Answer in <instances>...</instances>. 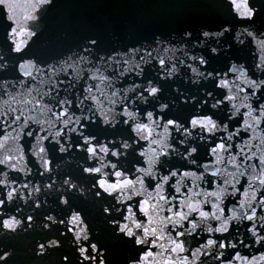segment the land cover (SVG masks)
<instances>
[{"label":"water","instance_id":"obj_1","mask_svg":"<svg viewBox=\"0 0 264 264\" xmlns=\"http://www.w3.org/2000/svg\"><path fill=\"white\" fill-rule=\"evenodd\" d=\"M0 264H264V0H0Z\"/></svg>","mask_w":264,"mask_h":264}]
</instances>
